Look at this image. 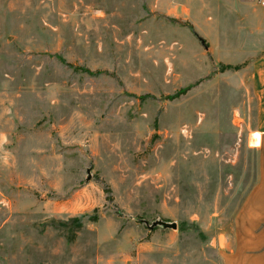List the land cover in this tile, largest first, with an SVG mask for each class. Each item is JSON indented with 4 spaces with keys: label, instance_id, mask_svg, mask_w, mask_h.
<instances>
[{
    "label": "rangeland",
    "instance_id": "rangeland-1",
    "mask_svg": "<svg viewBox=\"0 0 264 264\" xmlns=\"http://www.w3.org/2000/svg\"><path fill=\"white\" fill-rule=\"evenodd\" d=\"M232 1L0 0V264L158 263L228 223L252 105L202 33Z\"/></svg>",
    "mask_w": 264,
    "mask_h": 264
},
{
    "label": "crops",
    "instance_id": "crops-1",
    "mask_svg": "<svg viewBox=\"0 0 264 264\" xmlns=\"http://www.w3.org/2000/svg\"><path fill=\"white\" fill-rule=\"evenodd\" d=\"M232 3L233 25L223 20L206 25L210 30L202 35L206 51L225 66L222 72L230 73L231 82L252 105L249 134L256 138V144L250 143L256 154L255 178L228 223L208 233L200 248L183 249L179 256L181 248L175 247L173 259L152 264H264V0Z\"/></svg>",
    "mask_w": 264,
    "mask_h": 264
},
{
    "label": "water",
    "instance_id": "water-1",
    "mask_svg": "<svg viewBox=\"0 0 264 264\" xmlns=\"http://www.w3.org/2000/svg\"><path fill=\"white\" fill-rule=\"evenodd\" d=\"M87 178H89V175ZM145 223L148 225V228L150 230H152L156 226H161L163 228H173V229H175L177 227L176 222H170V221H166L163 219H156V220L152 221L151 224H148L147 222H145Z\"/></svg>",
    "mask_w": 264,
    "mask_h": 264
},
{
    "label": "trees",
    "instance_id": "trees-1",
    "mask_svg": "<svg viewBox=\"0 0 264 264\" xmlns=\"http://www.w3.org/2000/svg\"><path fill=\"white\" fill-rule=\"evenodd\" d=\"M223 68L225 67V66H222ZM189 87H187V88H184L181 92H178V93H183V92H185L186 91V89H188Z\"/></svg>",
    "mask_w": 264,
    "mask_h": 264
}]
</instances>
